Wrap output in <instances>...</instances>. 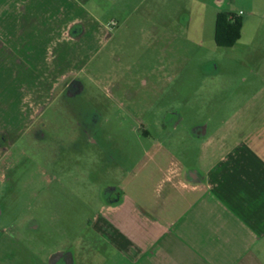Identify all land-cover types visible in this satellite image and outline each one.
<instances>
[{
	"label": "crops",
	"instance_id": "obj_1",
	"mask_svg": "<svg viewBox=\"0 0 264 264\" xmlns=\"http://www.w3.org/2000/svg\"><path fill=\"white\" fill-rule=\"evenodd\" d=\"M262 1L217 0L216 16L238 18L241 36L218 47L214 30L220 53L205 58L186 0H0L1 179L17 141L9 130L44 121L54 91L24 87L48 81L49 64L71 79L104 75L134 32L131 43L155 50L158 75H183V90L155 110L151 156L91 189L76 264H264Z\"/></svg>",
	"mask_w": 264,
	"mask_h": 264
},
{
	"label": "rangeland",
	"instance_id": "obj_2",
	"mask_svg": "<svg viewBox=\"0 0 264 264\" xmlns=\"http://www.w3.org/2000/svg\"><path fill=\"white\" fill-rule=\"evenodd\" d=\"M186 1L192 11V30L193 26H203L196 35L202 36L207 46L198 56L218 57L220 51L212 45L217 0ZM180 19L177 16L175 24L179 25ZM137 35L125 34L129 45L113 50L115 59L106 66L104 75H82V92L52 102L46 111L47 128L37 121L9 130L17 141L9 146V169L5 179L0 178V264H31L24 256L29 245L37 254L32 264H38L40 254L77 247V238L88 235L91 189H99L106 177L113 180L120 166L132 171L135 158L144 153L151 156L152 116L160 115L155 110L167 104L169 94L183 90L184 81L183 75L174 82L158 75L152 46L131 43ZM191 68L197 73L203 69L197 61ZM67 69L63 73L49 64L47 72L53 75L48 81H36L24 88L33 92L45 86L51 94L72 78L67 75L71 68ZM179 98L182 101V94ZM90 138L99 145L89 146ZM105 155L112 160H105ZM124 156L131 159L126 162ZM30 223L35 224V230L27 231ZM76 258L79 264L78 255Z\"/></svg>",
	"mask_w": 264,
	"mask_h": 264
},
{
	"label": "flooded vegetation",
	"instance_id": "obj_3",
	"mask_svg": "<svg viewBox=\"0 0 264 264\" xmlns=\"http://www.w3.org/2000/svg\"><path fill=\"white\" fill-rule=\"evenodd\" d=\"M80 78H73L70 79L63 88L58 89L56 91H54L53 94H51L49 99L48 104L42 109V115L44 116V121L41 123L43 125L44 128H47V123H46V111L48 109H50V107L52 106V102L55 101L56 99H67V98H72L74 97L77 93H80L83 91V87L80 84L79 81ZM138 111H140L138 109ZM141 113V112H139ZM146 113V112H145ZM156 114V113H155ZM165 118L167 116V114H164ZM152 118H155L154 116H152ZM153 120H151L152 123ZM89 144V146H94V145H99L98 141L95 138H90L87 142ZM111 156H104L105 160H110ZM102 159V158H101ZM36 226L35 224H31L28 226L27 231H32L35 230ZM16 240V239H15ZM21 242V241H20ZM28 249V250H27ZM25 251L26 254L24 256L27 257V262L29 261L31 264L33 262V256H36L37 254H34V248H32L31 245H29V248H27ZM34 250V251H33ZM74 251H75V246L73 245V247H68L65 250H58L55 251L51 254L45 255V254H40L39 256V262L37 261L38 264H76L75 263V258H74ZM24 252V253H25ZM21 254V253H20ZM55 254H62L58 259H56L55 261L53 260V256ZM28 264V263H27ZM87 264V262H86Z\"/></svg>",
	"mask_w": 264,
	"mask_h": 264
},
{
	"label": "trees",
	"instance_id": "obj_4",
	"mask_svg": "<svg viewBox=\"0 0 264 264\" xmlns=\"http://www.w3.org/2000/svg\"><path fill=\"white\" fill-rule=\"evenodd\" d=\"M241 21L228 13H219L215 28V44L218 47L230 48L241 36Z\"/></svg>",
	"mask_w": 264,
	"mask_h": 264
},
{
	"label": "water",
	"instance_id": "obj_5",
	"mask_svg": "<svg viewBox=\"0 0 264 264\" xmlns=\"http://www.w3.org/2000/svg\"><path fill=\"white\" fill-rule=\"evenodd\" d=\"M61 255H62V254H61ZM61 255H60V254H55V255L53 256V260L55 261V260L58 259Z\"/></svg>",
	"mask_w": 264,
	"mask_h": 264
}]
</instances>
